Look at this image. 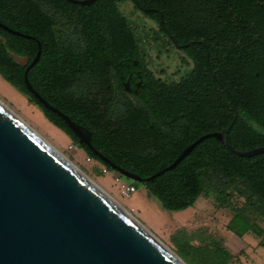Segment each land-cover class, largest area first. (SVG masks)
<instances>
[{
  "label": "trees",
  "instance_id": "obj_1",
  "mask_svg": "<svg viewBox=\"0 0 264 264\" xmlns=\"http://www.w3.org/2000/svg\"><path fill=\"white\" fill-rule=\"evenodd\" d=\"M119 1L96 0L79 5L66 0H0V22L40 42L39 58L26 73L31 86L63 113L75 116L90 131L93 147H101L114 164L140 177L168 165L188 143L214 129L228 128L226 141L237 150L264 146V111L255 116L254 110L246 105H264V0H126L163 34L166 41L159 48L176 46L182 53L180 62L190 64V70L177 84L179 112L183 113L179 115L178 128L161 135L154 96L146 102L147 109L136 103L110 110L105 101L110 88L89 86V76L82 85H72L78 74H89L94 66L108 64L109 59L116 64L123 57L129 66L132 59H137L138 66H142L137 31L121 12ZM91 7H94V48L89 46L87 53L94 60L90 66L73 69L70 61L82 51L56 35L53 25L62 21L63 11H71L68 18L74 22L78 17L74 12ZM123 40L130 45V52L125 55L120 45ZM35 51L33 39L0 27V77L40 108L43 116L82 148L87 157L115 171L86 146L78 145L60 117L43 108L28 92L22 74ZM15 56L24 58V62H17ZM144 80L149 85L155 81L150 72ZM209 80L221 85L209 86ZM94 95L99 101L96 123ZM207 95L216 99L221 96L226 102V116L216 123L205 124L203 104ZM190 106H194L193 112ZM141 184L165 211L186 208L204 191L211 192L215 201L225 206L231 192H235L244 201L242 207L233 211L226 229L238 237L247 232L256 236L263 233L261 227L247 219L245 211L257 207L264 220V152L241 157L207 137L173 168ZM200 234H192L203 242L200 245L173 240L177 255L187 264H227L230 257L221 241L211 234L205 238Z\"/></svg>",
  "mask_w": 264,
  "mask_h": 264
},
{
  "label": "water",
  "instance_id": "obj_2",
  "mask_svg": "<svg viewBox=\"0 0 264 264\" xmlns=\"http://www.w3.org/2000/svg\"><path fill=\"white\" fill-rule=\"evenodd\" d=\"M88 5L96 0H66ZM9 33L31 38L36 51L23 70L28 92L59 116L85 145L119 175L142 183L173 168L199 141L215 137L233 154L250 157L264 146L237 150L228 128L187 144L168 165L146 177L117 166L91 145L90 131L45 100L26 73L38 60L40 42L0 22ZM0 264H186L140 221L114 204L76 168L0 102Z\"/></svg>",
  "mask_w": 264,
  "mask_h": 264
},
{
  "label": "rangeland",
  "instance_id": "obj_3",
  "mask_svg": "<svg viewBox=\"0 0 264 264\" xmlns=\"http://www.w3.org/2000/svg\"><path fill=\"white\" fill-rule=\"evenodd\" d=\"M118 5L137 31L138 48L144 57V62L154 73L157 74L160 67L168 71L176 68L183 72L187 70V67L179 60L181 56L179 51L171 46H168L166 50H159L161 43L166 39L160 36L152 21L133 9L129 1L120 0ZM14 59L19 63L24 62V58L21 57L15 56ZM0 102L81 169L93 183L115 199L123 209L140 221L175 253L176 247L173 243L175 239L187 240L191 245L203 243L196 236H192L193 233L198 232L201 233V238L211 234L221 241L230 257L227 264H264V220L259 216L257 207L246 210L245 215L250 222L256 223L263 229L260 236L247 232L242 237H238L226 229V223L233 211L242 207L244 201L242 196L231 192L228 204L222 206L215 201L211 192L204 191L186 208L178 211H165L159 207L153 197L148 196L141 183L133 181L135 191L124 197L120 193L119 185L132 182L131 180L115 171L107 170L94 159H87L82 148L76 146L62 132L47 122L37 106L29 103L23 94L1 77Z\"/></svg>",
  "mask_w": 264,
  "mask_h": 264
},
{
  "label": "flooded vegetation",
  "instance_id": "obj_4",
  "mask_svg": "<svg viewBox=\"0 0 264 264\" xmlns=\"http://www.w3.org/2000/svg\"><path fill=\"white\" fill-rule=\"evenodd\" d=\"M70 12L71 11H63L62 21L59 22L58 24H54L53 29L55 30L56 35H61L63 38L69 40L73 46H75L77 49H80L82 51V54L79 57L71 59L70 61V64L72 65L71 67L73 69H76V68H81L82 66H90L94 58H92L91 56L89 57L87 52L89 46H92L94 48V7L84 8L74 12L77 13L76 16H78L74 18V22L70 21L68 18V16H70V14L72 13ZM89 13H92L91 17H89ZM160 36H162L163 38V34H160ZM113 45L114 43L111 42V47ZM120 45L123 47L122 54L125 55L128 52H130V45L128 41L123 40L120 43ZM173 49H176L178 51V48H176V46H174ZM109 50L110 52H113L112 48H109ZM160 50L163 51L164 49L160 48ZM139 55H140V61L142 62V66L141 65L138 66L139 60L137 59H132V66L126 64V59L123 57L118 59L116 64L110 63V60L112 59H109L108 64H104L102 66H99L98 68L94 66V71L89 74H85V73L78 74L74 78L72 85L74 86L82 85L83 82H85V78L89 76V79L87 80L88 82L87 84L89 86H94V88L100 86H105L107 88H110L109 90L110 95L106 96L105 98V101L107 103V108H109L110 110L115 107L120 108L124 104H129L131 106H134L136 103L142 104L145 107V109H147L146 102L147 101L150 102L151 98L153 99L154 96L156 101V103L154 104L155 116L160 129L158 131L159 133L158 135L164 134L163 132H166L169 129L177 130L179 115L183 114L179 112V106H178L179 89L177 84L180 77L185 75V73L190 70V64H184L187 67V70L185 72L180 71L178 68H176L173 71L172 70L168 71L166 68L162 69L160 67L157 70V74H156L144 62L143 60L144 57L142 56L140 49H139ZM180 58L179 60H181ZM147 72H150L155 80L151 82L150 85L144 80ZM153 84L155 86V89H153ZM210 84L214 86L221 85L220 82L215 80L214 81L209 80L208 85L210 86ZM216 89L217 87L215 88V90ZM108 104H110L111 106H108ZM246 105L254 110L253 114L255 116L259 114L262 115L264 111V105H261L259 103H255L253 105L252 104H246ZM98 106H99L98 97L97 95H94V123L97 122ZM190 109L193 112L194 106H190ZM39 110L41 111L40 108ZM203 110L206 113L205 124H210V122L216 123L217 120H220L226 116V102L221 96L217 97L216 99V97L212 98L210 95H207L204 100ZM192 112L188 114H193ZM41 115L43 116L42 111H41ZM234 115L236 116V108L234 109ZM67 116L69 117V115ZM70 116L71 117L69 118L71 120L83 126L79 121H77V118L75 116L73 115ZM43 118L47 122H49L54 128L62 132L72 142V140L58 126L50 122L44 116ZM221 130L214 129L206 133L217 132ZM209 137H212L217 142H219L215 137L213 136H209ZM94 149L111 161V158L102 151L101 147L94 146Z\"/></svg>",
  "mask_w": 264,
  "mask_h": 264
},
{
  "label": "bare ground",
  "instance_id": "obj_5",
  "mask_svg": "<svg viewBox=\"0 0 264 264\" xmlns=\"http://www.w3.org/2000/svg\"><path fill=\"white\" fill-rule=\"evenodd\" d=\"M36 133V132H35ZM37 134V133H36ZM38 135V134H37ZM40 138H41V136L40 135H38ZM47 145H49V147H51L55 152H57L63 159H65L69 164H71L74 168H76L77 170H78V172L81 174V175H83L91 184H93L96 188H98L102 193H104L105 195H107L110 199H111V201L114 203V204H116L118 207H120L121 209H123L122 208V206L115 200V199H113L110 195H108L106 192H104V190L103 189H101L99 186H97L95 183H93L88 177H87V175L81 170V169H79L76 165H74L67 157H65L61 152H59L58 150H56L53 146H51L48 142H46L43 138H41ZM125 212H127V213H129L128 211H126L125 209H123ZM130 214V213H129ZM131 215V214H130ZM132 216V215H131ZM135 218V217H134ZM170 249V248H169ZM170 251H172L171 249H170ZM172 252H174V251H172ZM175 253V252H174Z\"/></svg>",
  "mask_w": 264,
  "mask_h": 264
},
{
  "label": "built area",
  "instance_id": "obj_6",
  "mask_svg": "<svg viewBox=\"0 0 264 264\" xmlns=\"http://www.w3.org/2000/svg\"><path fill=\"white\" fill-rule=\"evenodd\" d=\"M87 159H89V157H87ZM120 187V193L124 196V197H127L129 196L130 194H132L134 191H135V186L132 184V183H121L119 185Z\"/></svg>",
  "mask_w": 264,
  "mask_h": 264
}]
</instances>
